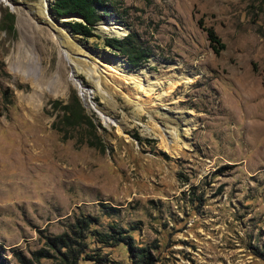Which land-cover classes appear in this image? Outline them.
Wrapping results in <instances>:
<instances>
[{
	"label": "rangeland",
	"instance_id": "1",
	"mask_svg": "<svg viewBox=\"0 0 264 264\" xmlns=\"http://www.w3.org/2000/svg\"><path fill=\"white\" fill-rule=\"evenodd\" d=\"M13 1L20 14L0 0V244L7 264H22L14 249L31 264H63L47 238L88 215L98 224L86 230L78 264H131L126 245L102 235L112 227L137 244H156L155 264H264V0L109 6L103 20L121 22L123 37L133 34L148 50L135 68L148 65L161 79L147 93L121 69L110 80L95 78L83 49L66 46L67 55L52 38L54 23L35 11L41 0ZM103 25L79 41L113 51L103 34L119 36ZM211 26L226 45L219 53L205 30ZM189 72L196 78L185 83ZM75 95L95 130L66 125L63 106ZM142 105L148 112L135 111ZM172 117L181 144L165 138ZM41 248L50 256L36 259Z\"/></svg>",
	"mask_w": 264,
	"mask_h": 264
},
{
	"label": "trees",
	"instance_id": "2",
	"mask_svg": "<svg viewBox=\"0 0 264 264\" xmlns=\"http://www.w3.org/2000/svg\"><path fill=\"white\" fill-rule=\"evenodd\" d=\"M119 0H55L53 5L54 14L62 17L75 14L83 17V20H72L67 23L72 27L75 34H81L85 37L93 36L96 25L99 21L110 17L109 6H114ZM110 19V18H109ZM211 47L216 53L221 52L225 48V43L218 35L214 27L205 28ZM111 49L121 51L129 56L130 62L134 67L140 66L147 61L148 50H144L133 39V34H128L123 38L110 37L106 38V42ZM63 119L69 125V128L83 127L84 124L96 129V125L92 118L86 113L80 98L75 95L73 99L63 106ZM67 126L65 129L68 128ZM138 139H141L136 134ZM87 144L97 146L96 139H88ZM98 224V218L91 215L83 216L71 225L69 231H64L55 236H49L48 245L57 250L62 257L63 264H78L79 259L86 252V230L90 232L91 225ZM122 229L112 227L110 233L102 234L109 241H122L126 245L127 251L131 258V264H155L156 257L154 249L156 244L141 245L134 241L132 235L127 234ZM124 233V234H123ZM121 237V238H119ZM117 243V242H116ZM5 247L0 244V264H7L6 258L3 257ZM15 255L22 264H31V259L21 250H13ZM36 259L49 257L50 252L46 248H41L33 252ZM260 256L264 258V252H260Z\"/></svg>",
	"mask_w": 264,
	"mask_h": 264
},
{
	"label": "bare ground",
	"instance_id": "3",
	"mask_svg": "<svg viewBox=\"0 0 264 264\" xmlns=\"http://www.w3.org/2000/svg\"><path fill=\"white\" fill-rule=\"evenodd\" d=\"M51 1L52 0H41L40 6L35 10L36 13L41 14L43 16H46L47 18L50 19V16H49V13H48V6H49ZM12 5H13L14 10H16L18 14H20V8L15 6L16 5L15 3H13ZM64 18H68V17H64ZM64 20L65 19H62L60 24H57V23L53 22L54 25L52 26V30H53L52 38L63 49H65V51L67 52V55L69 54V52L66 49L67 48L66 46H69V47H72V48H79L80 51L83 49L84 52H85L84 54H85L86 58H90L89 62H90L91 65L88 66V67L93 72L95 78H97L99 80H100V78H104L106 80H110L111 79L110 75L117 76V75H119L121 73V70H122L123 73L128 74V75H125V74L124 75L127 76L129 78V80H132L137 85L142 86L145 89L146 93L151 88H153L154 86H157L159 81H161V79L157 77V75L149 68L148 65H143V66H141L140 68H137L134 71H130L128 69H123L122 67H120L121 61L117 60V58L114 59L110 55L104 54L100 50L97 51V50H95L93 48H90V50L86 49L84 47V45L81 44V42L79 41L78 37L73 35V32L70 30V28L68 27V25L65 23ZM115 22L116 23H114V20L109 19V20H107V22H105V24L103 25V28L105 29L106 32H108V34L109 33H114L117 36H124L126 31H127V28L121 22H119L117 20H115ZM118 23H120V24H118ZM167 76L168 75H166L165 77H167ZM165 77H163V78H165ZM195 78H196L195 75L192 72H189L183 78V80H184L185 83H189V82L191 83V82L194 81ZM74 81H76L77 83L80 84V81L77 80V79L75 80V78H74ZM103 81H105V80H103ZM101 84H98V88L97 87L96 88H97V90L99 89V91H98L99 93H102V94L106 95L107 91H105L102 88ZM120 84H115V85H117V88H120ZM83 88H84V86H83ZM115 88H116V86H115ZM81 91H83V90H81ZM84 92L88 96H91V98H93L94 94L96 93V91H92L89 88L84 90ZM114 95H116V93ZM125 97L127 98L126 100L129 101V102H135V100H136V99L134 100L131 97V95H129L127 93H125ZM97 105L98 104H95V108L96 107L100 108ZM146 110H147V108L144 105L138 106V107L135 108L136 112H141V111H146ZM146 112H148V111H146ZM102 113H103V111L101 112V114ZM102 116L107 120V123L111 119L105 113H103ZM167 120H169V123H170L171 126L170 127H164L165 138H170V139L174 140V142L176 144H181L180 143V141H181V131H179V127L181 129V126H179V123L173 117L172 118H167ZM117 122H119V121L118 120L117 121L114 120V123H117ZM186 129H190V128L188 127Z\"/></svg>",
	"mask_w": 264,
	"mask_h": 264
},
{
	"label": "water",
	"instance_id": "4",
	"mask_svg": "<svg viewBox=\"0 0 264 264\" xmlns=\"http://www.w3.org/2000/svg\"><path fill=\"white\" fill-rule=\"evenodd\" d=\"M11 1H12V4H13L14 1H13V0H11ZM54 1H55V0H52V1L50 2L49 6H48V13H49V16H50V19H51L52 22L57 23V24H60L62 19H65L64 21H67L69 18L74 17V16L79 17V18H80L79 20H83V17H81V16H79V15H75V14H70V15H66V16H62V17H57V16L54 14V10H53ZM11 9L14 10V8H13L12 6H11ZM64 17H68V18H64ZM105 22H106V20H101V21H99L98 25H101V27H102L103 23H105ZM68 27H69L70 30L73 32L72 27L69 26V25H68ZM73 35L79 37V39H80V37H81L80 35L75 34L74 32H73ZM107 36H108L107 34H103V40H104V42H106V38H107ZM109 36H113V35H109ZM119 37H122V38H123V36H119ZM80 42H81L82 45H84V47H85L86 49H89V50H90V48H93V49H95V50H97V51L101 50L102 52H109L113 57H115V58H117L118 60L121 61L120 67H122V68H124V69H128V70H130V71H134V70H136V68H135V67L133 66V64L130 62V60H129V56H128V55H126V54H122V53H120L118 50L111 51V50H109V49H107V48L99 49V48H96L94 45H92V44L89 43V42H84V41H80ZM85 86H86V88H90V85H89V84H86ZM80 94H81V96H82V92H81V90H80ZM96 112H97L98 114H100V112H99L98 110H96ZM111 117H112L114 120L117 121V118H115V117H113V116H111ZM102 118L104 119L103 116H102ZM105 122H106V121H105Z\"/></svg>",
	"mask_w": 264,
	"mask_h": 264
}]
</instances>
